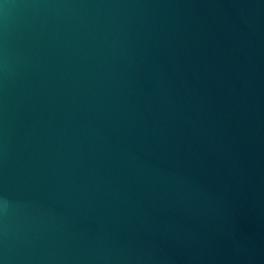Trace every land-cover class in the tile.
I'll list each match as a JSON object with an SVG mask.
<instances>
[{"label":"water","instance_id":"obj_1","mask_svg":"<svg viewBox=\"0 0 264 264\" xmlns=\"http://www.w3.org/2000/svg\"><path fill=\"white\" fill-rule=\"evenodd\" d=\"M0 264H264V0H0Z\"/></svg>","mask_w":264,"mask_h":264}]
</instances>
